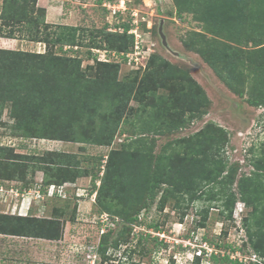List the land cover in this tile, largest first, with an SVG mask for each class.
Instances as JSON below:
<instances>
[{
  "label": "rangeland",
  "instance_id": "rangeland-1",
  "mask_svg": "<svg viewBox=\"0 0 264 264\" xmlns=\"http://www.w3.org/2000/svg\"><path fill=\"white\" fill-rule=\"evenodd\" d=\"M117 1L0 0V51L54 53L72 60L74 63L68 61L73 65H77L74 60L78 59L80 70L88 81L111 80L105 83L109 86L106 91L113 85L137 82L132 99L126 103V118L130 121L135 119L137 112L143 111L146 119L151 117L158 121L157 125H164L170 120L169 116L172 120L178 119L175 114L178 110L194 107L197 93L208 101V106L204 107L207 114L194 119L186 129L159 138L150 135L156 140L151 149L148 147L150 140L128 147L125 146L128 142H124L126 137L119 135L115 136L111 146L99 147L93 143H77L74 137L80 138L83 130L80 126L89 132L110 127L112 109H107L105 101H115L109 96L111 93L101 94L104 98L108 94V97L102 103L94 102V110L83 113L88 116L85 123L80 125L77 119L79 123L76 122L73 134L63 131L61 126L48 130L51 124L46 116L47 122H40L34 132L24 133L11 117L9 103L0 102V176H14L13 180H19L18 188L31 184L33 187L39 184L41 188L43 183H52L49 188L52 193L58 185L69 190L64 196L50 194L43 199H37L36 193L31 199L33 195L26 194L27 190L19 197L11 195L7 189L0 192V264H194L197 258H200L199 264H231L220 261L224 256L243 264H250V258L264 264L247 243L243 220L249 218L250 209L243 202L237 200L232 220L227 221L220 216V203L207 202L206 196L190 202L193 191L186 190L182 195L176 193L181 179H188L195 173L196 158L209 153L203 151L206 146L212 148V154L217 158L224 135L212 126L208 127L209 124L228 133L230 144L221 154L233 167L238 164V178L250 175L253 157H260L264 149V107H253L247 102L255 95L252 86L256 79L251 73L246 77L240 68L254 62L252 58L259 59L255 40L261 39L264 47V0ZM230 4L238 8L237 14H244L241 16L244 23L236 30L233 41L220 39L213 24L209 23L207 27L203 22L222 14L221 8ZM127 23L132 28L129 34L134 37V46L127 53H134L133 56L139 53L137 61L129 63L125 56L123 58L110 49L108 40L111 37L105 38L98 33L104 29L113 33L121 31L119 24ZM60 26L78 27L76 37L85 46L64 44L60 47L59 44L49 46L29 41L43 40L47 36L54 38ZM251 37L255 40L247 42ZM242 38L246 40L242 41ZM217 39L219 42L212 43ZM92 43L96 46L88 48L87 45ZM223 46L228 50L226 56L236 57L232 58V65L240 82L235 86L241 95L228 88L199 53L209 54ZM113 61L118 67L101 65H113ZM217 67L221 69L223 64L219 63ZM58 69L63 71L64 66ZM189 79L200 90H194ZM192 90L194 94L190 97ZM184 111L185 117L189 118L190 113ZM46 128L49 132L45 134ZM147 149L151 155L164 158L161 172L165 180L161 181L156 196L139 214L137 222L125 224L121 214L133 202L126 197L135 191L121 174L133 157L142 158L139 155ZM12 152L25 158L16 160ZM112 152L116 153L118 166L114 167L109 185H105L107 193L98 200V189L90 193L91 177L94 170H100L97 181V188H100L106 161ZM146 161L150 163L151 159ZM140 165L145 166L144 160ZM62 180L64 182L59 183ZM226 188L237 193L236 183ZM208 207L212 208L204 222L200 213ZM28 209L33 210L29 216L33 213L40 218L38 227H51L53 240L10 235L14 229L10 215H25ZM107 214L115 216L116 220L115 227L111 225L110 230L101 227L99 220L103 221ZM200 222H204V229ZM204 233L206 242L202 240ZM105 238L109 244L99 250L98 246ZM214 243L220 247L212 246ZM211 250L220 259L218 263L209 260Z\"/></svg>",
  "mask_w": 264,
  "mask_h": 264
},
{
  "label": "trees",
  "instance_id": "trees-1",
  "mask_svg": "<svg viewBox=\"0 0 264 264\" xmlns=\"http://www.w3.org/2000/svg\"><path fill=\"white\" fill-rule=\"evenodd\" d=\"M119 1L121 0H118L117 2ZM221 9L222 14L211 17L210 19H205L203 22L207 27H209V23L213 24V27L216 29L215 32L220 39L233 41L235 40L234 36L236 35V30L244 23V20L241 18L244 14L243 12L237 14L238 8H236L234 4H230ZM241 10L242 9H240V11ZM119 27L122 28L121 31L113 33L109 32V29H107V31L104 29L100 30L98 33L105 38L111 37V39L108 40L112 46L110 49L112 48V51L125 55L127 54L128 49L130 50L133 48L134 37L129 34V31L132 28H130L128 23L119 24ZM57 30L59 33L55 32L53 35L54 38L47 36L43 40L30 39L29 41L43 42L49 46L59 44L60 47L64 46V44H68L69 46H85V43L81 42L76 37V33L80 30L78 27L60 26ZM250 39L253 38L251 37L247 39V42L252 43ZM241 40H246V38H242ZM215 42H219V40L212 41V43ZM261 42V39L253 42L255 47L259 48L257 51L259 59L255 60L252 58L254 62H251L248 66L240 67L246 77H250L251 73L253 78L256 79L254 86H252L255 95H253V98L247 100L248 104L253 107H264V47L261 46L263 45ZM93 44L94 43H92V45H87L88 48H94L96 44ZM209 46H211L210 43ZM223 47V49H216L215 52H210L209 54L203 51H199V53L203 60L209 66L214 68L226 86L234 93L241 95L242 93L238 87H236L240 82H238V79H236L234 75V68L232 65V58L236 57L233 55L231 57L226 56L225 53L228 50L227 47ZM231 52L233 53L232 48ZM254 54L255 53H252V55ZM68 60L69 59H63L61 56L55 55L54 53L34 54L28 52L0 51V102L3 104L9 103V106L12 108L11 117L16 120L17 128L19 130L24 133L34 132V129L40 126V122H47V120L50 119L48 122L51 125L48 126V130L53 129L54 126H61L63 131L68 134H73V128L76 125L77 119L80 121V123L79 121L77 122L80 125L81 123H85L86 117L88 116L85 117L83 113L94 110V102L102 103L106 97H108V94L111 93L109 96H112L111 99H114L115 101L113 103L111 100L105 101L107 109H112L111 114L109 113L112 120L108 123L110 127L107 129L102 127L96 132H89L88 129L80 126L79 128L83 130L79 139H75L77 137H74V140H78L75 142L82 144L93 143L99 147H108L113 143L115 136L119 135L121 137H126L124 142H128L125 143L127 144L125 146L128 147L134 143H146L150 140L148 147L151 149L156 143V140L154 138L151 139L152 137L150 135H156L159 138L160 136H165L173 131L186 129L187 126L193 124L194 119H201L207 114V111H204V107L208 106V101L204 95L197 93L194 96V99L197 100L194 107L178 110L177 113H175L177 114L178 119L172 120L173 117L169 116L170 120L163 123L164 125H157L158 121L156 120L155 122L151 117L146 119L143 111L137 112L135 119L130 121L126 118V103L132 99L133 90L137 82L125 83V85H115V87L113 85V87H110L109 91H106V88L109 86L105 85V83L111 82L110 79L107 78L104 81L95 82L88 81L84 73L80 70V60L73 59L78 62L76 63L77 65L70 64L69 61L72 63L74 62ZM218 62L223 64V68L218 69ZM114 64L117 63L113 62V65L101 63L102 66L118 67V65ZM60 66H64L63 71H59L58 68ZM189 81L190 84L192 83L194 90L198 89L195 82L190 79ZM194 90L190 92V97L194 94ZM105 93L108 94L104 98L102 95ZM184 110L190 113L189 118L185 117L187 113ZM44 116H46L47 120ZM68 118L69 123L67 122ZM184 120H186V123H184ZM187 122L189 123L187 124ZM209 126L216 129L219 134L224 135V141L218 149L217 158L212 154V148L206 146L203 151L205 150V153H207V151L209 153L204 154L201 158H196L197 164L195 173L188 179H185L184 177V179H181L182 182L176 189V193L182 195L186 190L193 191L189 200L190 202L201 200L206 196L207 202L220 203L218 206L221 210L220 216L224 217L227 221L232 220L233 210L237 200L243 202L244 206L250 209L249 218L243 220L247 243L249 244V248L254 252V255L258 259L261 258L264 260V149L260 153V157H253L251 161L253 169L250 175H244L238 178V164L236 167H233L229 164L228 158L225 157L224 154H221L222 151L224 152V148L230 144L228 133L220 127L211 124H209L208 127ZM130 127L131 130L129 129ZM48 130L46 128L43 132L46 134L49 132ZM117 132L118 134H116ZM182 140L184 141V139ZM149 152L148 149L142 151V155H139L142 156V158L133 157L132 160L129 161L128 166H126L127 170L124 169L125 172L122 171L121 175L125 176L127 183L130 184L131 182V186L135 191L131 196H128V198L126 197L127 200H132L133 202L132 205L128 209H124L121 214L125 224H133L137 222L139 214L149 207V204L156 196L161 181L165 180V177L161 172L164 170L162 167V161L164 158L162 156H153ZM14 153L12 152V156L16 160L25 158L23 155ZM138 154L139 153H137V155ZM115 155L116 153L112 152L108 156L104 175L101 177L102 186L100 188H97V181L100 178V170H94L91 177L92 189L90 193H93L98 189V200H100L103 193H107V190L104 189L105 185H109V182H111V178L114 175V167L118 166L115 163ZM164 156L166 157L168 155L164 154ZM147 159H151V162L148 163L146 161ZM143 160L145 166L140 165ZM57 165L59 164L56 163V166ZM59 167L61 168V165ZM10 176H0V185L5 189H17L21 193L34 188L32 184L28 186L21 185V187L18 188L19 180H13L14 176ZM186 180L188 182H186ZM63 182L64 180L59 183L62 184ZM234 183L237 184V193H233L232 190L226 188L232 186ZM49 185H52V183H43V187H41L43 192L46 190H44V186L48 187ZM125 196L127 195H124L123 197ZM210 208L212 207H208L200 213V215H203L204 222L208 219ZM33 210L30 209V211ZM30 211L26 216L10 215L12 223L14 224V229L10 231V235L16 237L46 238L48 240H53L54 235L51 227H38V220L40 218L37 217V214L33 213L29 216ZM101 213L106 214L105 212ZM99 215L100 214L97 216ZM107 215L114 220L115 216L110 214ZM204 222H200L201 229H204L205 227ZM155 228H157V226H155ZM147 238L148 237H146L145 240H147ZM190 239H192V237ZM202 240L205 242L207 241L205 233ZM108 244V239L105 238L99 244V250L105 249ZM214 244L215 245L212 246L217 248L220 247L217 243ZM199 259L200 258H197L194 264H199ZM209 260L213 263H218L220 259L212 253L209 256ZM250 260V264H258V260L252 258H250ZM220 261L231 264H243L242 261L238 260L230 261L226 256Z\"/></svg>",
  "mask_w": 264,
  "mask_h": 264
},
{
  "label": "built area",
  "instance_id": "built-area-1",
  "mask_svg": "<svg viewBox=\"0 0 264 264\" xmlns=\"http://www.w3.org/2000/svg\"><path fill=\"white\" fill-rule=\"evenodd\" d=\"M114 14H115V11H114ZM137 44H135V47L134 48H136L137 49ZM133 54L134 53H127V54H121V56L124 58V56H125V59L128 61V63L129 62H131V61H137V56L139 55V53L137 52V53H135V55L133 56ZM114 62V61H113ZM39 186V185H38ZM38 186H36V189H34L33 191H28V192H26V194H29V196H32V198L35 196V193H36V197H37V199H43V197L45 198V197H49V195L51 194V195H53V196H58V195H60V194H63V196L64 195H66L67 193H68V189L67 188H65V187H58V189L55 191V192H50L49 191V188L45 191V192H43V193H45V194H43L42 193V188H40V187H38ZM52 187V186H51ZM4 187L3 186H1L0 185V192L1 191H4ZM10 193H11V195H15V196H22L23 194L22 193H20L17 189H11L10 191H9ZM32 193V194H31ZM14 196V197H15ZM59 197V196H58ZM100 220V222H101V227H103V226H105L108 230H110V228H111V225L112 226H114L115 227V223H116V220L114 219H111V218H109V216L108 215H106L104 218H103V221H101V219H99Z\"/></svg>",
  "mask_w": 264,
  "mask_h": 264
},
{
  "label": "clouds",
  "instance_id": "clouds-1",
  "mask_svg": "<svg viewBox=\"0 0 264 264\" xmlns=\"http://www.w3.org/2000/svg\"><path fill=\"white\" fill-rule=\"evenodd\" d=\"M38 185H39V184H38ZM50 186H51V185H49V187H50ZM49 187H48V188H49ZM48 188H47V187H44V190H45V189L47 190ZM34 189H36V187H34L32 190L30 189L29 191H33ZM46 190H45V191H46ZM45 191H44V192H45ZM26 192H27V191H26ZM42 193H43V190H42ZM13 198H14V197H13ZM31 199H33V198H31ZM30 208H32V205H30ZM29 211H30V209H28V212H29ZM28 212H27L25 215L20 214V216H26V215L28 214ZM12 215H13V214H12ZM201 242H202V241H201ZM212 253H213V251L211 250V253H209V254L207 253V254H208V256H210ZM199 256H200V255H199Z\"/></svg>",
  "mask_w": 264,
  "mask_h": 264
},
{
  "label": "water",
  "instance_id": "water-1",
  "mask_svg": "<svg viewBox=\"0 0 264 264\" xmlns=\"http://www.w3.org/2000/svg\"><path fill=\"white\" fill-rule=\"evenodd\" d=\"M163 39V38H162Z\"/></svg>",
  "mask_w": 264,
  "mask_h": 264
}]
</instances>
